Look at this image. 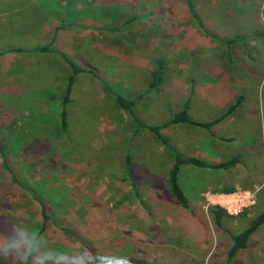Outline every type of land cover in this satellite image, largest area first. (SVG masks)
Instances as JSON below:
<instances>
[{
  "label": "rangeland",
  "instance_id": "rangeland-1",
  "mask_svg": "<svg viewBox=\"0 0 264 264\" xmlns=\"http://www.w3.org/2000/svg\"><path fill=\"white\" fill-rule=\"evenodd\" d=\"M0 6V222L38 229L47 237L45 250L83 247L123 255L129 264H185L150 232L179 224L175 235L193 264H248L246 249L242 261L228 258L225 236L264 209V0H190V6L185 0H0ZM231 37L233 44L218 42ZM45 44L47 51L32 50ZM66 60L83 72L74 75L63 104L71 74ZM157 61L161 81L150 90ZM115 95L134 100L133 114L145 126L116 105ZM186 99L194 120L221 118L206 129L162 127ZM146 126L160 127L179 151L216 150L222 160L233 153L237 160L228 169L180 167L178 182L194 208L181 213L165 187L171 157ZM234 181L244 187L233 189L255 191V200L222 215L219 227L206 194ZM40 203L49 216L43 225ZM132 227L146 239L126 236ZM258 229L255 240L264 241V225ZM253 248L263 251L253 264H264V243ZM0 264L18 262L0 257Z\"/></svg>",
  "mask_w": 264,
  "mask_h": 264
},
{
  "label": "trees",
  "instance_id": "trees-1",
  "mask_svg": "<svg viewBox=\"0 0 264 264\" xmlns=\"http://www.w3.org/2000/svg\"><path fill=\"white\" fill-rule=\"evenodd\" d=\"M187 5L190 6V0H185ZM218 42L221 44L225 45H230L235 42V37L231 38H220L218 39ZM32 50L35 51H47L48 50V45H40L33 47ZM67 64L69 65L71 69V74L67 76L66 78V83L63 87V95L61 96L62 103L65 104L69 100V93H70V88L71 84L73 82L74 75L79 72H83L82 68L77 66L71 61L66 60ZM150 79L147 84V88L150 90L155 89V87L159 84L161 81V62L157 61L156 66L150 71ZM114 101L116 105L124 110L131 118H134V120L138 123V126L143 127L145 126L142 122H139L137 118L133 114L132 106L134 104L133 99H127L123 96L120 95H115L114 96ZM237 105V101L231 105H229L225 111V113L231 112L235 106ZM188 100L186 99L182 107L180 108L179 111L173 113L163 124L162 127H166L167 125L171 124H187L190 126H198L201 128H209L221 118L220 116L215 117L211 120L208 121H197L194 120L193 118L190 117L188 113ZM59 120H60V126L62 128L65 127V112L64 109L62 108L59 111ZM151 132L152 136L156 141L159 142V144L163 145L165 147V150L169 153L171 160L169 163V167L167 170V175H166V185L168 187L170 195L182 206V207H188L187 199L185 195L183 194L178 181H177V174L179 171V168L183 164H189L192 166H197V167H208V168H213V169H226L229 168L230 166L234 165L237 157L235 155H231L229 158L219 161L217 163H206L205 161L194 157V156H184L183 154L179 153L177 149H175L173 146L169 144V139L166 135L163 136L162 133H160L158 126H146ZM6 128H3L5 130ZM169 145V146H168ZM124 168L126 171V176L131 178V173H132V166L131 162L129 160V156L126 155L124 159ZM13 178V176H12ZM14 179V178H13ZM25 191V189H23ZM224 190H231V188L224 189ZM40 208V215L42 218V225L44 224L45 220L49 218L48 214L45 212V208L42 203L39 204ZM211 212L213 213L214 216V222L216 224H220V217L222 215H226V213L218 208V207H212ZM264 223V209H262L250 222L249 224L243 228L240 232H238L233 238H232V243L229 246L228 249V255L233 256V254L239 249L245 246V242L247 237L254 232V230ZM62 230L71 235L74 239H78L76 237L74 231L72 229H68L65 227H62Z\"/></svg>",
  "mask_w": 264,
  "mask_h": 264
},
{
  "label": "clouds",
  "instance_id": "clouds-1",
  "mask_svg": "<svg viewBox=\"0 0 264 264\" xmlns=\"http://www.w3.org/2000/svg\"><path fill=\"white\" fill-rule=\"evenodd\" d=\"M38 229L0 222V257H13L18 264H129L123 255L97 254L87 248L51 247Z\"/></svg>",
  "mask_w": 264,
  "mask_h": 264
},
{
  "label": "crops",
  "instance_id": "crops-1",
  "mask_svg": "<svg viewBox=\"0 0 264 264\" xmlns=\"http://www.w3.org/2000/svg\"><path fill=\"white\" fill-rule=\"evenodd\" d=\"M78 2V1H77ZM63 5H65V3L64 2H62V5L61 6H63ZM79 5V4H78ZM78 5L76 6L77 8H78ZM94 7L96 6L95 4L93 5ZM1 7V6H0ZM92 16H94V15H90L89 17L92 19ZM90 19V20H91ZM94 19V18H93ZM93 21V20H92ZM78 22V21H77ZM94 22V21H93ZM213 119V118H212ZM174 148L175 147H177V146H173ZM219 146L217 147V150H219ZM177 149V148H176ZM177 151L179 152V153H181V154H183L184 156H194V157H197V158H199V159H201V160H203V161H205L206 163H217V162H219V161H222V158H219L218 156V153L217 152H215L214 150L212 151V153L210 154V153H208L207 151H205V150H203V149H201V152L199 153V154H197V153H192V154H190L189 152H184V151H179L178 149H177ZM213 154V155H212ZM232 155H235V153H233ZM230 157V156H229ZM228 157V158H229ZM186 165H189V164H183V165H181L180 167L182 168V166H186ZM190 166H192V165H190ZM233 166V165H232ZM232 166H230L229 168H231ZM194 167H197V166H194ZM184 168V167H183ZM199 168H208V167H199ZM210 169H213V168H210ZM226 169H228V168H226ZM179 170H180V168H179ZM133 172V171H132ZM179 172V171H178ZM132 177V176H131ZM124 179H126V178H124ZM127 179H129V177L127 178ZM131 179V178H130ZM177 181H178V174H177ZM178 184H179V186H180V188H181V190H182V192H183V194H184V190H183V188H182V186L180 185V182H178ZM251 185H254V182H252V184ZM225 186V185H224ZM238 186H242V185H240L239 183H237V182H229V183H227V186L226 187H224V188H222L221 189V191H229V190H224V189H228V188H231V190L233 189V187L235 188V187H238ZM165 187H166V191H167V196L169 197V198H171L170 197V193H169V190H168V187H167V185H166V179H165ZM220 187H222V185H220ZM242 187H244V186H242ZM247 187H250V185L249 186H247ZM185 195V194H184ZM186 197V196H185ZM186 199H187V203H188V207H182L177 201V203H174V204H176V205H178L179 207H181L180 208V210H179V212H181V213H183L185 210H187L188 208H191V206H190V203H189V199L186 197ZM172 200V199H171ZM192 210L194 209V208H191ZM182 210V211H181ZM171 215H172V213H171ZM175 217V216H174ZM169 219L170 218H167L166 220L169 222ZM264 225V223H262L261 225H259L258 227H262ZM178 226H180L179 224H170V223H167V224H164V225H155V226H153V227H151V230H150V232L152 233V232H155V233H157V238H159V241L161 242V243H163V248H165V249H167V250H169V251H171V252H173V253H179V255L181 256V262L182 263H185V264H193L194 263V261H193V259H194V257H192L193 256V254H192V252H190V250H188V248L186 247V245L184 244L183 246H182V242L181 243H179V240L177 239V236L175 235L176 233H178V232H180V230H179V227ZM219 227H220V224H219ZM258 227L254 230V232L253 233H251L248 237H247V239H246V242H245V246L244 247H242V248H239L235 253H238V254H242V257H239V256H235V253L233 254V256L232 257H228L230 260H235V258L236 257H238L239 259H240V261H242L243 260V253H242V250H247V255H248V264H249V259L251 258V261H250V263L251 264H253V263H257V261L259 260V259H256L254 262H253V259L254 258H259V257H261L262 256V252L263 251H260V250H258V249H256V251H255V249L253 248L254 246H259V245H262L263 243H264V241H256L255 240V238L258 236V232H259V229H258ZM136 227H132L130 230H129V232H128V234H126V236H128L129 235V238L131 237V238H134L136 241H144L145 239H146V235L145 234H141V232L139 231V229H135ZM223 231H225V230H223ZM237 234V233H236ZM235 233H233V234H231V235H226L225 237L227 238V236H228V241H226L225 242V245H227V247L229 248V246H230V244L232 243V238L236 235ZM151 237L150 236H148L147 237V239H149L150 241H153V239H154V237H152V240L150 239ZM250 243L251 244V246L250 247H248L246 244L247 243ZM247 248H249V250L247 249ZM153 249V248H152ZM174 250V251H173ZM153 256H156V254L154 253L153 254ZM180 262V263H181Z\"/></svg>",
  "mask_w": 264,
  "mask_h": 264
},
{
  "label": "built area",
  "instance_id": "built-area-1",
  "mask_svg": "<svg viewBox=\"0 0 264 264\" xmlns=\"http://www.w3.org/2000/svg\"><path fill=\"white\" fill-rule=\"evenodd\" d=\"M255 200V191L236 188L230 191L211 192L206 194V202L212 207L222 209L226 215H236L250 207Z\"/></svg>",
  "mask_w": 264,
  "mask_h": 264
}]
</instances>
